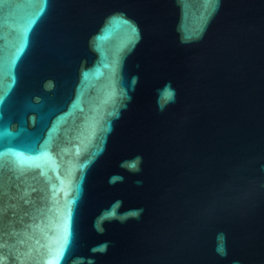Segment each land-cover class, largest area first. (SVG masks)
<instances>
[{"label":"water","instance_id":"95a60500","mask_svg":"<svg viewBox=\"0 0 264 264\" xmlns=\"http://www.w3.org/2000/svg\"><path fill=\"white\" fill-rule=\"evenodd\" d=\"M0 264H264V0H0Z\"/></svg>","mask_w":264,"mask_h":264}]
</instances>
